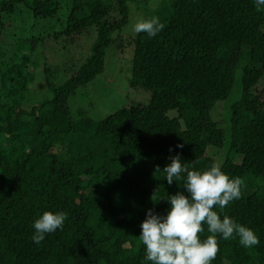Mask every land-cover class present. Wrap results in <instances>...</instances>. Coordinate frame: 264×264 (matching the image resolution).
I'll list each match as a JSON object with an SVG mask.
<instances>
[{
	"label": "trees",
	"instance_id": "trees-1",
	"mask_svg": "<svg viewBox=\"0 0 264 264\" xmlns=\"http://www.w3.org/2000/svg\"><path fill=\"white\" fill-rule=\"evenodd\" d=\"M129 1L69 0L59 29L33 32L36 21L46 28L56 18L57 0H0V34L2 17L9 24L17 7L30 19L27 34L14 30L12 45H0V264H151L139 239L147 211L165 216L168 196L189 195L182 180H165L176 154L198 161L196 170L219 164L242 181L240 198L213 210L251 228L260 243L245 248L217 235L212 264H264V81L256 88L264 80V5L160 0L151 15L164 29L129 42L128 85L148 100L99 119L72 111L69 98L101 72ZM90 29L88 54L75 66L70 47ZM39 47L44 58L36 61ZM50 67L67 75L51 79ZM230 97L221 110L225 137L211 110ZM45 211L67 219L37 245L33 224ZM203 227L202 240L210 235Z\"/></svg>",
	"mask_w": 264,
	"mask_h": 264
},
{
	"label": "clouds",
	"instance_id": "clouds-1",
	"mask_svg": "<svg viewBox=\"0 0 264 264\" xmlns=\"http://www.w3.org/2000/svg\"><path fill=\"white\" fill-rule=\"evenodd\" d=\"M257 10L264 5V0H255ZM165 25L157 16L141 19L134 25V32L146 33L155 37ZM176 147L182 148L179 144ZM171 151V149H170ZM171 163L163 172L165 180L171 186L173 181L182 180L185 196L177 191L167 197L170 209L165 216L158 215L149 209L146 219L142 221L139 239L145 246V259L151 264H212L219 252L217 235L224 240L238 237L239 243L245 248H252L260 243L255 232L237 223L227 215L221 216L213 209L218 207L221 212L234 200L241 196L242 181L240 178H229L221 171L219 164L199 171L195 169L198 161L191 164L182 163L179 154L170 157ZM157 170H160L157 167ZM67 213L45 211L37 219L33 227L34 243L39 245L46 234L62 229ZM207 225L210 235L201 239Z\"/></svg>",
	"mask_w": 264,
	"mask_h": 264
},
{
	"label": "rangeland",
	"instance_id": "rangeland-1",
	"mask_svg": "<svg viewBox=\"0 0 264 264\" xmlns=\"http://www.w3.org/2000/svg\"><path fill=\"white\" fill-rule=\"evenodd\" d=\"M58 10L57 16L49 22V26L39 27L40 21H36L32 28V31L35 32L44 29L43 31H53L59 29L60 25L63 24L64 15L66 14L69 8V0H57ZM160 0H131L128 2L130 7L129 17L124 26L121 27L118 34H115V37L119 35V39L115 40L114 44H110L109 47L105 49L103 68L101 72L96 74L92 79H90L86 84L79 86L73 96L68 100V105L72 111L80 108L82 109L87 116L92 119L102 118L111 112L117 110L121 106L127 104L129 101L145 103L148 100V93L142 89L131 88L128 85V80L130 76V60L132 54V45H130L131 39L134 37V25L141 19L151 18L153 10L159 5ZM16 14L14 15L15 19L10 21L7 24V21L2 17V27L0 34V45L4 46L8 44L9 47L12 45L13 38L16 37V34L12 32L14 30L20 31V34H27L30 25V19L28 18V11L25 7L16 8ZM90 35L83 37L80 41H75L70 47V55L75 61V66L80 60H82L88 54L89 45L93 39V31L89 30ZM85 38V39H84ZM41 47L32 53L33 60H40L43 57L41 53ZM46 53L44 52V55ZM63 57H65L63 55ZM48 63H50L49 58L45 56ZM64 60V58H62ZM50 65H52L50 63ZM74 67V66H72ZM49 72L54 74L51 79L62 80L67 75L64 72H54V69L50 67ZM35 81L38 79L39 75L35 73ZM264 77V75H263ZM264 80L259 79L256 88L259 89ZM226 99L224 101H217L214 106V112L211 110V116H215L218 120L219 126L224 130L225 137H228L226 132V113L222 111V106L228 104L227 101L231 100ZM222 149H219V152L215 155L216 161L220 159L224 152ZM210 152L215 153V149L212 147L209 149ZM214 158V157H213ZM219 162V161H218Z\"/></svg>",
	"mask_w": 264,
	"mask_h": 264
}]
</instances>
